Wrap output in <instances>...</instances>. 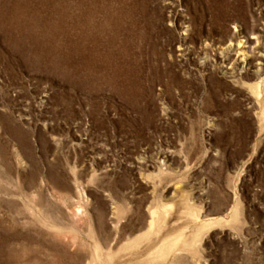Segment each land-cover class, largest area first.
<instances>
[{
  "label": "rangeland",
  "instance_id": "1",
  "mask_svg": "<svg viewBox=\"0 0 264 264\" xmlns=\"http://www.w3.org/2000/svg\"><path fill=\"white\" fill-rule=\"evenodd\" d=\"M0 264H264V0H0Z\"/></svg>",
  "mask_w": 264,
  "mask_h": 264
}]
</instances>
